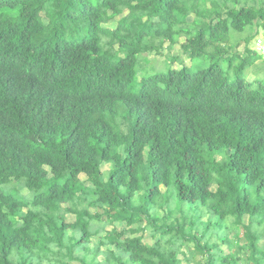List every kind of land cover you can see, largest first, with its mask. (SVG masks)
<instances>
[{"label": "trees", "instance_id": "trees-1", "mask_svg": "<svg viewBox=\"0 0 264 264\" xmlns=\"http://www.w3.org/2000/svg\"><path fill=\"white\" fill-rule=\"evenodd\" d=\"M261 32L264 0H0V264H101L96 235L109 264H264Z\"/></svg>", "mask_w": 264, "mask_h": 264}, {"label": "rangeland", "instance_id": "rangeland-1", "mask_svg": "<svg viewBox=\"0 0 264 264\" xmlns=\"http://www.w3.org/2000/svg\"><path fill=\"white\" fill-rule=\"evenodd\" d=\"M121 17H118L116 18L113 22H111L108 26L109 27H116L117 25V21L120 19ZM190 21L192 20V17L189 19ZM258 40H261V44H258ZM252 46L253 48L260 52V50L262 51L264 49V36H263V32L260 33V36H258L253 42H252ZM167 47V46H166ZM243 49V48H242ZM148 56V59L149 61L151 62H155L154 63H147L145 65V68H143V71H146L144 75H147L148 74H153V73H157V72H166L169 70V68L172 66L174 69H181L182 66H190L191 67V61L190 59H188L186 56H184L182 54V51H181V48H180V45H177L173 48L172 51H170V54H169V50H165L163 52V54H157V53H152V54H147ZM166 57H174V58H177V57H181L183 63L179 62V61H175L174 63H168L170 64L171 66H167V67H162L163 63L166 61ZM171 67V68H172ZM196 68V67H195ZM193 68L194 71H197L198 69L196 68ZM250 81H253L254 80V77L251 76L249 78ZM109 168L110 166H107V165H104L103 166V171L106 172V171H109ZM81 179L86 183L87 186H91L89 183L86 182V177L85 176H82ZM165 189L163 188L162 191H164ZM212 190H216V186H212ZM24 194H27V191H24ZM161 215L164 214L163 211H160ZM179 213L176 212L174 217H177L179 216L178 215ZM192 213L189 212L188 213V206H185V213L182 215V217L186 218V217H189V218H186L185 219V222L187 224V228H188V231L191 232L192 234H197L196 232H199V235H200V238H202V235L205 234V230L206 228L208 227L209 229V232H208V238L209 241L205 240L206 243H209V244H219L220 245V248L222 251H224L225 253H230V252H236L237 251V248H236V244L238 242V237L242 236V231L241 229L237 228V229H234L233 231H229L228 232V239L229 241L228 242H223L221 241L220 239V234L217 232V231H214L215 228L212 226H210L209 224H211V222H214V218L213 216L209 215V214H204L201 221L200 222H196V224L194 223V220L191 218L192 217ZM194 215H200L199 212H194ZM180 217V216H179ZM75 220V217L73 215H68L67 216V221L69 223H72L74 222ZM246 222V220H245ZM192 223L195 224V228L192 227ZM214 224V223H213ZM157 225H159V222H157ZM116 227H118L119 230L121 231H125L127 232L126 236L127 237H131L132 235L127 231V227L125 225H122V224H116L115 225ZM106 231L108 230H111L112 229V226L110 225H106L103 227ZM103 228H101V225L100 224H95L93 226V230H102ZM145 243L146 244H149V245H152L155 240L150 236V235H146V238H145ZM99 238L98 236H94L92 238V244L90 245V248H91V251H92V254H95V252H98L97 254V260L101 263V264H109L108 262V258H109V251L110 250H113V246H103V247H98L99 245ZM172 250H176V248L174 247H171ZM109 250V251H108ZM193 250V245H191L190 249H187V247L183 248L181 252H183L184 254L187 255V257L183 256L182 253H179L178 254V260L181 261V264H197L198 262H200V259L201 257H196V256H193V259L192 257L190 256V251Z\"/></svg>", "mask_w": 264, "mask_h": 264}, {"label": "built area", "instance_id": "built-area-1", "mask_svg": "<svg viewBox=\"0 0 264 264\" xmlns=\"http://www.w3.org/2000/svg\"><path fill=\"white\" fill-rule=\"evenodd\" d=\"M261 42H262L261 40H258V44H261ZM260 52H261L262 54H264V49H263L262 51L260 50Z\"/></svg>", "mask_w": 264, "mask_h": 264}]
</instances>
